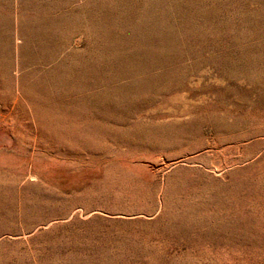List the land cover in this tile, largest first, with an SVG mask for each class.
<instances>
[{
  "label": "rangeland",
  "instance_id": "obj_1",
  "mask_svg": "<svg viewBox=\"0 0 264 264\" xmlns=\"http://www.w3.org/2000/svg\"><path fill=\"white\" fill-rule=\"evenodd\" d=\"M0 264H264V0H0Z\"/></svg>",
  "mask_w": 264,
  "mask_h": 264
},
{
  "label": "bare ground",
  "instance_id": "obj_2",
  "mask_svg": "<svg viewBox=\"0 0 264 264\" xmlns=\"http://www.w3.org/2000/svg\"><path fill=\"white\" fill-rule=\"evenodd\" d=\"M238 230L240 231V224L234 225V223H229V224H216L215 226H213V228L211 227H208L206 229L201 228L200 232L208 237H212L215 234H222L229 237H235L239 233Z\"/></svg>",
  "mask_w": 264,
  "mask_h": 264
}]
</instances>
